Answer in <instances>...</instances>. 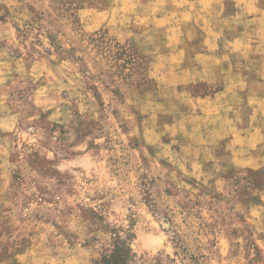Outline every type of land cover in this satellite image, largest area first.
<instances>
[{"label":"rangeland","instance_id":"374dc122","mask_svg":"<svg viewBox=\"0 0 264 264\" xmlns=\"http://www.w3.org/2000/svg\"><path fill=\"white\" fill-rule=\"evenodd\" d=\"M176 1L0 0V264H97L126 235L132 264H264V147L194 149L219 88L162 78ZM243 32L242 128L264 129V33Z\"/></svg>","mask_w":264,"mask_h":264},{"label":"crops","instance_id":"0c3cea01","mask_svg":"<svg viewBox=\"0 0 264 264\" xmlns=\"http://www.w3.org/2000/svg\"><path fill=\"white\" fill-rule=\"evenodd\" d=\"M175 5L180 9L179 17L182 16L180 19L182 23L174 20V27L169 29L171 34L167 38L173 43L169 44L172 46L171 51L166 53L168 67L164 66V68H168V71L162 76L163 80L165 76L169 77L170 73H177L180 78L177 85L204 81L212 89L219 88V92L213 96L196 100L199 110L196 118L201 123L195 128L198 140L190 146L193 145L198 151L205 149L211 152L224 148L228 152L225 157H229L230 152L237 166H250L242 160H253L255 150L264 147V129L260 122L242 128L245 119L242 105L246 99L239 95L238 91H243L245 78L239 71L243 64L236 60L244 54L245 25H255L264 33V2L263 0H180L176 1ZM231 7L235 10L230 11ZM154 22L158 26L168 24V21L162 17H157ZM191 22L198 25L202 37L196 40H200V44L193 47L194 51L187 52L182 47L183 40L193 38L189 37L190 33L183 24ZM234 25L237 27V33L230 34L229 30ZM224 43L228 45L227 49L222 47ZM253 47L255 54L260 53L259 50L256 51V46ZM191 59L196 60L194 65L185 66L186 61L189 63ZM225 67L231 73L225 71ZM222 79L223 83H219ZM252 99L256 100L254 104L259 107L253 109L250 119L261 120L258 111L262 108L263 100L254 96L247 98L249 101ZM208 146H211L210 149ZM242 156L246 158L243 159ZM260 157L261 155L257 159L264 160V156ZM4 166L0 163V169ZM261 166L264 165L255 167ZM5 178V172L0 170V195L6 191L8 182Z\"/></svg>","mask_w":264,"mask_h":264},{"label":"trees","instance_id":"16d2710c","mask_svg":"<svg viewBox=\"0 0 264 264\" xmlns=\"http://www.w3.org/2000/svg\"><path fill=\"white\" fill-rule=\"evenodd\" d=\"M131 243L130 235L116 236L111 249L101 256L97 264H132L136 259V254L133 252ZM181 249L182 247L178 248L180 251Z\"/></svg>","mask_w":264,"mask_h":264}]
</instances>
